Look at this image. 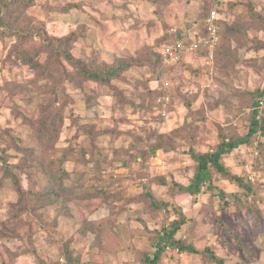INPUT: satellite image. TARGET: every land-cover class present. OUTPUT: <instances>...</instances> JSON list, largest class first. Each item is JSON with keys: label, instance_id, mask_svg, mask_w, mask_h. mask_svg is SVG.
Segmentation results:
<instances>
[{"label": "rangeland", "instance_id": "1", "mask_svg": "<svg viewBox=\"0 0 264 264\" xmlns=\"http://www.w3.org/2000/svg\"><path fill=\"white\" fill-rule=\"evenodd\" d=\"M210 8L233 29L228 50L210 64L200 50L166 63L167 47L203 36ZM252 13L264 19V0H0V264H145L184 216L177 238L198 253L171 248L161 264H212L208 249L224 264H264L260 132L223 157L250 191L215 172L210 192L178 188L194 177L192 152L249 132L264 92ZM120 65L108 83L81 72ZM166 82L173 110L162 122L152 91ZM46 117L57 122L45 146ZM57 171L67 173L58 189Z\"/></svg>", "mask_w": 264, "mask_h": 264}, {"label": "trees", "instance_id": "2", "mask_svg": "<svg viewBox=\"0 0 264 264\" xmlns=\"http://www.w3.org/2000/svg\"><path fill=\"white\" fill-rule=\"evenodd\" d=\"M213 8V7H212ZM212 8L209 9L203 20L202 23V35L206 36V20L208 19L210 12ZM251 16L255 19V24H258L263 27L264 29V19L260 15H256L255 13H252ZM224 20L219 21L220 31H219V44L215 47L213 50L215 55V61L218 57L219 53L223 50H228V35L233 34V29L228 28L225 25ZM251 24V23H250ZM177 42L175 41V44ZM174 44V45H175ZM199 53L204 57L205 55L210 54V49L208 47L202 46L199 49ZM67 59L71 63H78V61H75L74 58L70 55H66ZM25 59L30 61V57H25ZM128 68L127 65H120L119 67L103 70L101 72H95L90 73L86 71L85 69H81V72L85 77H88L94 81H100L103 83L110 82L111 78H117L123 71H125ZM161 87H156L152 92L154 94V103H157V99L163 95L164 93L160 90ZM167 94H171L170 91L167 92ZM264 104V92H261V94L258 95L256 105L253 110V116L250 124L249 132L244 137H238L237 139H225L223 140L217 148L213 152L203 153V154H197L192 152L191 157L194 160V163L196 164V171L194 174V177L190 181V183L187 186L178 185L179 192L181 194H189V195H198L202 192H210L215 188L214 185V175L213 173H217V175H221L225 179L230 180L231 182L237 184L241 188H245L246 190H251L252 187L250 185H245L243 182V179L237 175H233L228 168L223 163V157L225 155L231 154L234 150L238 149L239 147L243 145H248L250 143L251 138L256 135L257 133H261L264 138V109L262 108V105ZM173 107H170V113L172 112ZM260 111H262L260 115ZM260 115V116H259ZM160 121H165L166 119L158 116ZM260 117V118H259ZM57 119L53 120L52 117H46L38 120V125L36 127L39 128L38 133H36L37 140L42 145H48L51 144V140L53 139L55 127H56ZM162 148V145L157 142V144L154 146V151L160 150ZM36 158L37 161H43L40 158L36 157L35 153L30 160V162ZM43 164V163H42ZM10 167L6 169V173H10ZM57 173H60V178L58 182H56V188L58 189L59 184H61L63 180V175L67 173H63L62 171H57ZM56 178V177H55ZM15 186L17 189V193L21 195V186L19 182L15 181ZM204 188H206L205 191ZM51 192H53L51 194ZM49 195H56L57 192L55 188L51 189L48 193ZM237 195H232L231 199L236 198ZM216 197L221 200L229 199L230 196H228L224 191H220L219 193H216ZM187 219L186 216L183 217V219H175L172 220L169 224L168 228L164 230V232L161 234L159 240L155 244V250L153 251L152 255L148 257L145 264H161V259L163 258V255L165 252H167L169 249L174 248L177 249L181 253H192L197 254L198 250L192 246L191 244H186L185 241L182 239L177 238V234L181 231L183 226L186 224ZM207 255L209 256V261L212 264H224V259L218 257L216 253L212 252L211 250L205 251ZM205 253V254H206ZM66 264H72V261L70 263L66 259Z\"/></svg>", "mask_w": 264, "mask_h": 264}, {"label": "built area", "instance_id": "3", "mask_svg": "<svg viewBox=\"0 0 264 264\" xmlns=\"http://www.w3.org/2000/svg\"><path fill=\"white\" fill-rule=\"evenodd\" d=\"M219 21L220 18L218 11L213 10L206 21V31L208 36L199 37L195 44L190 48H187L186 45L182 44H179L178 46L167 47L164 53V61L168 64L176 63L180 61V59L182 58V54H184L185 52L199 51L200 47L205 46L210 49V57L206 59L208 61L207 64H210V61H212L214 57L213 50L219 44ZM169 88L170 84L168 82L163 84V89L168 91ZM167 91H165V93L157 99L158 115L165 119L168 118L170 107L172 105L171 97L169 96V94H167ZM261 109H264V104L262 105ZM261 113L262 111H260V115Z\"/></svg>", "mask_w": 264, "mask_h": 264}]
</instances>
